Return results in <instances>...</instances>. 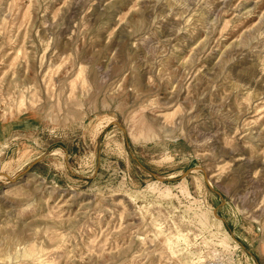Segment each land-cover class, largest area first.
I'll list each match as a JSON object with an SVG mask.
<instances>
[{
  "label": "rangeland",
  "instance_id": "rangeland-1",
  "mask_svg": "<svg viewBox=\"0 0 264 264\" xmlns=\"http://www.w3.org/2000/svg\"><path fill=\"white\" fill-rule=\"evenodd\" d=\"M0 264H264V0H0Z\"/></svg>",
  "mask_w": 264,
  "mask_h": 264
}]
</instances>
